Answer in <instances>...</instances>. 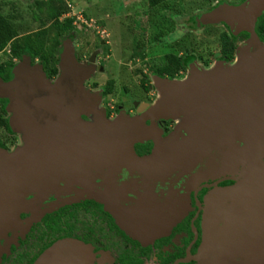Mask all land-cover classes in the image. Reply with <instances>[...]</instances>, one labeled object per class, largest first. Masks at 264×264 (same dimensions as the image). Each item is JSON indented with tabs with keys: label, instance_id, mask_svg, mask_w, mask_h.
I'll use <instances>...</instances> for the list:
<instances>
[{
	"label": "flooded vegetation",
	"instance_id": "flooded-vegetation-1",
	"mask_svg": "<svg viewBox=\"0 0 264 264\" xmlns=\"http://www.w3.org/2000/svg\"><path fill=\"white\" fill-rule=\"evenodd\" d=\"M247 2L136 0L122 5L130 44L118 45V36L103 25L105 39L99 44L96 40L85 43L87 49L92 46L91 52L74 46L77 63L92 67L84 87L99 94L96 108L111 122L122 115L144 117L161 100L164 83L180 84L193 73L235 65L254 39L264 44V12L247 27L240 16H231ZM213 13L218 16L207 19ZM73 27L56 48L58 73L50 74L39 57L24 55L7 66L10 77L0 75V79L11 81L16 65L28 57L31 68L41 66L48 82L54 84L61 73L64 42L74 44L83 29L88 31L76 20ZM115 51L122 57L118 64L111 62ZM100 76L106 77L104 84ZM8 106L9 100L0 98V147L12 152L23 145V137L13 129ZM81 119L92 123L94 116ZM147 124L154 129L152 138L133 148L139 158H153L149 166L107 164L90 169L84 186L68 187L67 183L79 180L64 176L57 178L59 184L51 190L30 194L16 226L0 236V264H259L260 257L237 252L220 232L217 254L204 253L207 199L217 190L235 186L236 181L228 179L231 175L199 178L200 167L189 173L186 168L173 169L172 160L162 166L158 159L162 152L170 154L175 135L188 134L178 118L153 115ZM218 204V213L229 217L232 210ZM133 214L139 225H149V229L131 227L126 216ZM63 242L78 249L77 260L48 257Z\"/></svg>",
	"mask_w": 264,
	"mask_h": 264
},
{
	"label": "water",
	"instance_id": "water-1",
	"mask_svg": "<svg viewBox=\"0 0 264 264\" xmlns=\"http://www.w3.org/2000/svg\"><path fill=\"white\" fill-rule=\"evenodd\" d=\"M263 12L264 0H248L231 16H240L247 27ZM30 63L24 57L11 81L0 79V98L9 100L11 124L23 137V145L12 152L0 147V236L16 226L26 198L51 190L57 178L76 176L78 183L66 184L75 187L86 183L90 169L109 163L149 166L153 158H139L133 147L152 138L147 120L157 115L182 119L188 134L175 135L170 154L162 152L158 159L162 166L172 160L173 169L191 173L200 167L199 178L231 175L228 179L236 181L207 199L204 253L217 254L220 232L237 252L264 256V44L257 38L232 67L164 83L161 100L144 117L122 115L114 122L96 108L99 94L85 89L93 70L77 63L71 40L64 42L54 84L41 66ZM82 115H93L94 121L85 123ZM219 202L232 210L229 217L218 213Z\"/></svg>",
	"mask_w": 264,
	"mask_h": 264
},
{
	"label": "rangeland",
	"instance_id": "rangeland-1",
	"mask_svg": "<svg viewBox=\"0 0 264 264\" xmlns=\"http://www.w3.org/2000/svg\"><path fill=\"white\" fill-rule=\"evenodd\" d=\"M134 1L136 0H78L75 3H71L72 7L70 8V12L66 15V17L69 16L70 18H74V20L79 22V24L86 26L85 28H87L88 30L86 31L83 29L81 31V34H79L78 37L76 38L73 47L75 46V44H78L80 47L83 46L82 47L83 50L86 51L87 53L91 52V50H93L92 46L88 47L87 49L85 43L88 42L89 44H92V42L96 40L97 43L99 44V41L102 40V38L105 39L106 34L103 25L106 26V28L110 33H114L115 37L118 36L116 38L118 45L130 44L131 41L129 40L130 37L127 31V25H125L126 21L122 20L120 10L122 5L126 6L127 4ZM31 2H32L31 0H4V3L0 5V10L6 15H11L15 13L21 18V20L18 19L16 21L17 24L21 22L23 26L25 27L28 26V28H30V31H38L40 29L39 23L33 22L31 19V15H32ZM127 13L128 12H126V14ZM47 27H49V25ZM87 53L84 52V54L88 55ZM114 56L115 57L111 60L113 64H115L116 62L118 64V61H122V57L119 51H115ZM8 58H9L8 51H4L0 53V64L5 62ZM105 78H106L105 76H100L98 80L101 84H104ZM114 166L116 167V162L114 163ZM73 178H77V177L73 176ZM134 215L135 214L126 216L127 218L126 222L131 227L135 226L136 224L135 226L136 228L144 227L143 230L146 229L148 230L149 225L148 226L147 225L144 226V224L139 225L137 216ZM50 252L52 253L48 254V257L50 258L53 257L55 261L59 258H63V259L69 258L74 261V259L77 260L79 257L77 255L78 249L76 247L71 249L69 248V245L64 242L60 243L59 246L56 247L55 251H50ZM258 263L264 264L263 255H261ZM43 264H48V263L44 262Z\"/></svg>",
	"mask_w": 264,
	"mask_h": 264
},
{
	"label": "trees",
	"instance_id": "trees-1",
	"mask_svg": "<svg viewBox=\"0 0 264 264\" xmlns=\"http://www.w3.org/2000/svg\"><path fill=\"white\" fill-rule=\"evenodd\" d=\"M31 19L39 23L38 31H30L20 22V16L6 15L0 10V53L8 51L9 58L0 64V75L5 79L10 77L7 66L12 65L15 59L24 55L39 57L44 67L52 75L58 73L55 65L56 48L65 35L73 30L72 18H63L70 12L71 3L78 0H31ZM4 0H0V5ZM49 25V27H47ZM47 27V28H46ZM0 115V123L2 122Z\"/></svg>",
	"mask_w": 264,
	"mask_h": 264
},
{
	"label": "built area",
	"instance_id": "built-area-1",
	"mask_svg": "<svg viewBox=\"0 0 264 264\" xmlns=\"http://www.w3.org/2000/svg\"><path fill=\"white\" fill-rule=\"evenodd\" d=\"M70 7H72V5H70Z\"/></svg>",
	"mask_w": 264,
	"mask_h": 264
}]
</instances>
